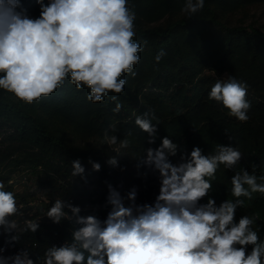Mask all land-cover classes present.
<instances>
[{
	"label": "trees",
	"instance_id": "16d2710c",
	"mask_svg": "<svg viewBox=\"0 0 264 264\" xmlns=\"http://www.w3.org/2000/svg\"><path fill=\"white\" fill-rule=\"evenodd\" d=\"M21 2L30 16L39 15L36 0ZM183 3L128 0L135 13L134 40L143 45V51L133 69L136 75L121 77L127 81L122 94L109 93L102 102L92 103L86 99L89 89L77 90L69 79L31 104L0 90V181L4 190L15 193L18 207L22 206L23 215L13 217L20 227L24 220L41 218L38 231L23 233L18 243H9L15 232L9 234L0 227V248L5 249L2 254L26 248L35 264H42L47 247L61 246L71 239L75 225L67 220L56 224L45 216L56 199L71 202L81 207V215H96L101 221L111 210L108 184L125 198L135 188L138 205L154 203L159 194V173L141 161L146 149L158 147L164 136L179 145L177 156L170 157L174 164L195 146L205 155L214 153L217 144L238 147L243 153L234 169L221 165L217 170L209 193L217 205L235 199L231 177L241 168L258 177L264 175V28L231 19L242 7L264 0H205L204 9L189 19L181 14ZM161 49L167 54L156 63L154 58ZM230 75L248 86L246 99L251 108L247 123L230 117L221 103L208 99L215 81L227 80ZM112 95H118L122 102L119 113L112 111ZM146 111L154 112L160 122L153 144L134 123L135 116ZM67 121L75 124L72 133ZM79 123L84 135L74 138ZM112 124L117 129L112 134L131 141L120 155L101 143ZM111 156L116 157L118 167L107 163ZM89 158L101 164L100 171L92 169ZM76 159L85 167L83 177L71 175V162ZM20 172L32 174L31 186L36 189L14 188ZM37 190L43 191V196ZM241 199L245 205L237 209L236 221L244 215L256 217L252 227L264 241V195L254 194L250 201ZM206 202L207 197L201 201ZM128 203L125 199L126 206Z\"/></svg>",
	"mask_w": 264,
	"mask_h": 264
},
{
	"label": "clouds",
	"instance_id": "9594fccd",
	"mask_svg": "<svg viewBox=\"0 0 264 264\" xmlns=\"http://www.w3.org/2000/svg\"><path fill=\"white\" fill-rule=\"evenodd\" d=\"M39 15L32 17L21 0H0V90L31 104L52 94L69 79L77 90L89 89L86 99L102 102L109 93L122 94L127 83L124 74L136 73L143 45L134 40L135 13L128 0H36ZM205 7V0H184L181 14L195 17ZM167 53L161 49L155 56L159 63ZM248 86L234 76L217 79L208 99L221 103L228 115L240 123L250 119L251 103L246 99ZM112 109L123 107L118 95H112ZM156 121L153 123V121ZM135 125L147 134L153 144L158 135L159 119L154 112L135 116ZM101 143L121 149L131 141L112 134L109 125ZM130 135V134H129ZM178 143L168 136L156 148H147L141 163L159 173L160 188L155 202L138 205L137 191L132 188L126 198L111 184L107 185V203L111 210L101 221L96 215H81V207L56 199L45 216L60 224L67 220L75 225L71 239L61 246L47 247L42 264H264V241L253 229L256 217L235 214L252 200L264 195V175L257 176L244 168L231 177V195L217 205L209 196L221 165L234 169L243 157L238 147L217 144L214 153L205 155L195 146L181 154ZM94 171L101 164L88 161ZM118 166L116 157L107 160ZM73 177L84 176L79 159L71 162ZM123 170V169H121ZM12 181H9L11 184ZM0 181V227L10 235L9 243H18L23 233H36L39 220H24L20 227L17 215H23L15 193L6 191ZM207 197L206 203L201 201ZM125 199L129 203L125 204ZM12 219H9V218ZM251 245V251L247 248ZM0 264H35L24 248L4 256Z\"/></svg>",
	"mask_w": 264,
	"mask_h": 264
},
{
	"label": "rangeland",
	"instance_id": "374dc122",
	"mask_svg": "<svg viewBox=\"0 0 264 264\" xmlns=\"http://www.w3.org/2000/svg\"><path fill=\"white\" fill-rule=\"evenodd\" d=\"M231 19L235 23H241L244 25H252L255 27L261 26L262 28H264V3L252 4L247 7L246 6L242 7L240 10L232 14ZM65 124L69 127V130L72 133L74 131L73 126L75 124L70 121L69 122L67 121ZM77 127H79V129H77V131L72 134L74 138L75 137L77 138V136L79 135H84V132H81L80 123ZM85 138H87V136ZM92 142H95V140ZM112 149H113V146H112ZM32 183H33L32 174L29 175L25 172H20L16 174V183L14 185V188L26 189L29 187L30 189L34 190L36 188L31 186ZM37 191L39 194L43 196V191L41 190H37Z\"/></svg>",
	"mask_w": 264,
	"mask_h": 264
},
{
	"label": "built area",
	"instance_id": "2783aa9c",
	"mask_svg": "<svg viewBox=\"0 0 264 264\" xmlns=\"http://www.w3.org/2000/svg\"><path fill=\"white\" fill-rule=\"evenodd\" d=\"M15 253H17V252H12V253L2 254V255H4V256H11V255H14Z\"/></svg>",
	"mask_w": 264,
	"mask_h": 264
}]
</instances>
